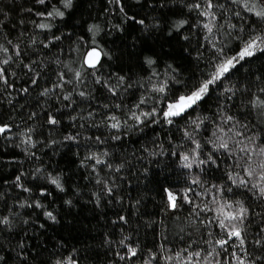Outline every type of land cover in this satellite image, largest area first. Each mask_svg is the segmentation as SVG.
<instances>
[{"label":"trees","instance_id":"16d2710c","mask_svg":"<svg viewBox=\"0 0 264 264\" xmlns=\"http://www.w3.org/2000/svg\"><path fill=\"white\" fill-rule=\"evenodd\" d=\"M65 2L0 0V264H264V44L163 115L264 0Z\"/></svg>","mask_w":264,"mask_h":264},{"label":"snow or ice","instance_id":"6c2138e0","mask_svg":"<svg viewBox=\"0 0 264 264\" xmlns=\"http://www.w3.org/2000/svg\"><path fill=\"white\" fill-rule=\"evenodd\" d=\"M40 2H43V0H40ZM70 4H71V0H66L65 6L66 7L70 6ZM212 6L213 5L211 3V0H209L208 7L211 8ZM196 7H199V5H196ZM249 10L251 11V9H249ZM58 14L63 15V13H58ZM255 14L257 16L264 17V10L257 11ZM49 15H51V13ZM140 23H143V22L141 21ZM181 23H183V22H181ZM204 26L206 28H208L209 31H211V27L208 24H205ZM41 27H45V25H41ZM261 44H264V37H255V38H252L249 41L245 42L244 47H242V49L237 53L236 56L228 58L216 66V70L214 73L211 74L210 78L203 81L201 84H199L197 87H195L194 90H192L190 93H188L186 95H181L180 97H178V99L175 102L168 104L167 111H165L163 113V115L165 117H176V116H179L182 113H184L187 109L192 108L199 101H201L205 95L208 94L210 85H213L216 81H218L219 79L224 77V75L226 73H228L231 68L235 67V64L238 63L239 60H243L245 57L253 56L255 54V52L258 49H260ZM260 50H264V49H260ZM99 61H100V52L93 50L87 54L86 63L89 67L95 68L96 65L99 63ZM149 62L151 63V61H149ZM159 91L162 92V91H164V89L160 88ZM257 103H259L260 106L264 107V101H258ZM229 119H231V117H229ZM51 122L56 123L55 120H52ZM168 122L171 123V120H169ZM116 126L117 125H115V124L113 125V127H116ZM2 131H4V129L0 128V132H2ZM220 147L227 149L228 144L226 142L221 143ZM241 151L244 152V151H246V149L241 148ZM260 152H261V154H264V148H262L260 150ZM184 159L187 160L188 157L185 156ZM260 168L264 169V163L260 164ZM247 175L252 176L253 171L249 170L247 172ZM260 178L262 180H264V173L261 174ZM17 179H19V177H17ZM52 183L56 184L57 187H61V185L58 183L57 179H53ZM241 183H244V181H241ZM261 193L264 194V188H261ZM175 199H176L175 196H173L171 193H169V200L172 202L171 206L173 208L176 207ZM220 211L223 212V209L221 208ZM244 211H245V209L241 208L240 209V215H243ZM47 215L49 217H52V213H47ZM52 218L55 219L54 217H52ZM225 218L226 219H236V217L233 216L231 213H228L225 216ZM221 226H224L223 221H221ZM232 236L239 238L241 236V232L239 230H236L235 227H233V230L229 232V237H232ZM226 242L227 241L221 240L218 243L220 245H223ZM131 252H132V255L136 254L135 249H132ZM195 255L198 256L199 253H195Z\"/></svg>","mask_w":264,"mask_h":264},{"label":"water","instance_id":"95a60500","mask_svg":"<svg viewBox=\"0 0 264 264\" xmlns=\"http://www.w3.org/2000/svg\"><path fill=\"white\" fill-rule=\"evenodd\" d=\"M93 50H96V51L100 52V51L97 50V49H93ZM93 50H91V51H93ZM86 59H87V56H86ZM86 59H85V63H86ZM101 61H102V54H101V52H100V61H99V63L96 65V67H95V68H93V67H89V66L87 65V63H86V66H87L89 69L94 70V69H96V68L99 67Z\"/></svg>","mask_w":264,"mask_h":264}]
</instances>
